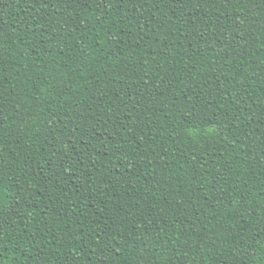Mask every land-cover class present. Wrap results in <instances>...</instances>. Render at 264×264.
I'll return each instance as SVG.
<instances>
[{
	"label": "trees",
	"instance_id": "obj_1",
	"mask_svg": "<svg viewBox=\"0 0 264 264\" xmlns=\"http://www.w3.org/2000/svg\"><path fill=\"white\" fill-rule=\"evenodd\" d=\"M0 264H264V0H0Z\"/></svg>",
	"mask_w": 264,
	"mask_h": 264
}]
</instances>
